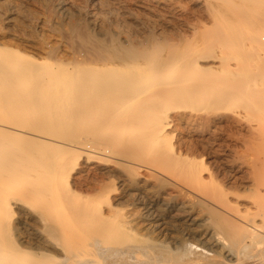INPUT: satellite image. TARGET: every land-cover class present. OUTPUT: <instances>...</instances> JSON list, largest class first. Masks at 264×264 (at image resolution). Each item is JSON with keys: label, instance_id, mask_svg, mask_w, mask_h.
Segmentation results:
<instances>
[{"label": "bare ground", "instance_id": "bare-ground-1", "mask_svg": "<svg viewBox=\"0 0 264 264\" xmlns=\"http://www.w3.org/2000/svg\"><path fill=\"white\" fill-rule=\"evenodd\" d=\"M196 1L0 0V132L24 140L0 138V264H264V117L223 187L208 159L238 155L209 131L228 117L191 103L248 92L264 116V71L226 53L264 0H198L199 24ZM126 195L138 209L118 218Z\"/></svg>", "mask_w": 264, "mask_h": 264}, {"label": "rangeland", "instance_id": "rangeland-1", "mask_svg": "<svg viewBox=\"0 0 264 264\" xmlns=\"http://www.w3.org/2000/svg\"><path fill=\"white\" fill-rule=\"evenodd\" d=\"M34 8L35 7L32 6V9H34ZM189 9H190L189 10L190 12L187 13V15L185 17L190 22L194 21L193 23L199 24V22L202 19H204L205 16H206L205 12L203 11V8L201 7L200 2L198 0L195 3L190 4L189 5ZM245 12L247 13V19H246V21H244V23L242 25L240 24V27H238V31H241L242 34H243L241 36V38L238 40L239 41V43H238L239 46H234L233 48L232 47H228L226 49V53L230 57L231 56H236V55H241L243 57V59H244V62H242L243 63L242 64L243 69H246L247 71H249L248 69H250L251 70L250 72H252L253 70L255 72L256 71L257 72H262V71H264V50L260 48V46H261L260 44L264 45V40H262V39H264V31H261L260 29L262 28V26L264 28V25H263V23H264V11L262 9L257 10L256 8L252 7V5H246ZM232 22H234V18H233V13L231 12L230 13V20H229V23H228V27L230 29L236 28L235 25L232 24ZM251 30H253V33L251 32ZM250 35H251V37H250ZM1 37L2 36H0V41H3V39H5L6 41H10L11 40L8 37H2V39H1ZM201 41H203V36H198L197 39H196V43L201 45L202 44ZM259 42H261V43H259ZM243 44H245V45H243ZM181 46L184 47V44H181ZM233 63H235V62L228 61L227 66L229 68H231V67L235 68L237 65H236V63L235 64H233ZM234 65H236V66L234 67ZM246 84H244V85H246V87L248 88L249 85H248V83H246ZM231 85H233V87L235 89V83L234 84H230V87H231ZM209 92H211V90H209V91L207 90V93L205 92L204 95H203V93L202 94L200 93V95L197 96V99L191 102L193 104V106H195L196 108H200V107H205L206 108V106L209 105L207 107L211 111L214 110V111H212L213 112L212 114H214V112L218 113V114H220L221 112L222 113L225 112L226 113L225 117L226 116L228 118L230 117L229 119L226 118L223 121V123L225 125L222 123V126L224 125L223 127L222 126L220 127V128H222V130L219 129V128L212 127L213 128V129H211L212 131L211 130L209 131V135H213L215 132H217L216 133L217 134V136H216L217 143L212 148V151H214L215 153L226 154V155H229V156H233L235 154L233 157H231V159H233V158L236 159V157L238 155L237 159L239 160V157L245 151L244 141L247 138H250V135H251V131H249V128H250V124H252V123H250V121L253 120L255 122V120H257L258 117H264L263 115H258L257 111H256V109L259 107V100H257V98L255 96L253 98L252 97L253 95L248 94V92H243V93L235 94L234 96L231 97L232 99L228 98L226 101H224V102L219 104V102H221V101L218 100V98L216 97L215 92L213 91L212 92L213 94H209ZM206 95H207L208 98L206 97ZM212 95H214V96H212ZM228 101L230 103H227L228 105H226L225 102H228ZM216 103H217V105H216ZM203 105H206V106H203ZM221 106H223V107H225V106L228 107L229 106L228 107L229 111L227 109H222L221 110ZM231 108H232V110H230ZM216 110H218V112ZM251 114H252V116H251ZM235 119L238 122H236ZM233 127H235V128H233ZM215 129H217L218 131L215 130ZM225 129H227V130H225ZM212 132H213V134H212ZM0 138H2L5 143H7V145H6L7 147L12 146L11 149H14L16 151H20L21 148L24 146V140L21 139L20 137H17V136H14V135L13 136L12 135L7 136L6 134L0 132ZM240 139H245V140H240ZM220 141H223V142H220ZM218 150H220V151H218ZM209 151H211V150H209ZM237 152H238V154H237ZM241 159L237 163H235V166L232 163H229L228 161H226L225 158L223 160L221 157H218V156L211 157L210 159H208V163L210 164L209 165L210 169H211L212 173L214 174V176L216 177V179H218L217 181L215 179V182H217V184H220L221 186H223L225 184V186H228V187L232 186V185H234L236 183L239 184V182L241 181V178H242L241 177L242 173L241 172L239 173L237 168L239 167L238 165H240ZM216 160H218V161H216ZM96 162H98L97 165H99V166H102V165L107 163V162H105L103 160H99V161H96ZM107 164L110 165L109 163H107ZM232 168H233V170H232ZM96 172H94L93 174L92 173L89 174L90 175L89 177H91V178L86 176V180L83 181V183H84L83 185L79 184L80 186L79 185L77 186L78 188H76V190H77V192H79L78 194H81L82 196H85L86 194L90 193V190L92 188H95L94 186L96 185V183L99 182L102 179V177H103L101 174L98 175L99 171H96ZM234 172H235L236 175L234 174ZM227 173H228V175L231 174L229 176L230 179L228 178ZM114 174L111 173L108 177H104L105 178L104 182H105V185L107 186L108 189L109 188H115L117 190L119 189L116 192L120 193L121 189L119 188L120 183L118 181V176L119 175L116 172ZM111 175H113V176H111ZM238 175H240V176H238ZM98 176H99V178H98ZM220 176H222V177H220ZM224 177L226 179H224ZM234 178H235V180H234ZM238 179H240V180H238ZM232 182H233V184H231ZM85 185H87L88 187H86ZM117 185H119V186H117ZM79 187L81 188V190L78 191V189H80ZM84 193H86V194L84 195ZM112 197H114V195H112ZM128 197H130L131 199L128 198ZM125 198H124L125 201H124V199L122 200L123 204L127 203V205H124L125 206L124 207L125 210L123 209V207L121 208V206L117 207L118 208L117 209L118 210V215H117L118 218H121L122 216L125 217L126 213H128V212H136V210L138 209V208H136V205H132L133 196L126 195ZM126 200H128L129 202L126 201ZM114 204H116V203H114ZM120 210H121V212H120ZM16 213H17V211H16ZM119 214H120L121 217L119 216ZM17 218H19V217H18L17 214H15V217H14L15 221L18 220ZM19 226H18L19 230H24L27 227L26 225H23V223H21Z\"/></svg>", "mask_w": 264, "mask_h": 264}]
</instances>
